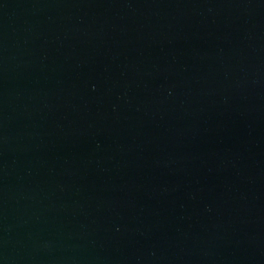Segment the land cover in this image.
I'll return each mask as SVG.
<instances>
[{
    "label": "water",
    "instance_id": "95a60500",
    "mask_svg": "<svg viewBox=\"0 0 264 264\" xmlns=\"http://www.w3.org/2000/svg\"><path fill=\"white\" fill-rule=\"evenodd\" d=\"M0 264H264V0H0Z\"/></svg>",
    "mask_w": 264,
    "mask_h": 264
}]
</instances>
